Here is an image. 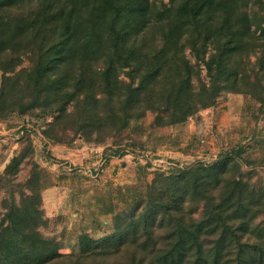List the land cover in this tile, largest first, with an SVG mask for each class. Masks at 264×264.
<instances>
[{
    "label": "trees",
    "instance_id": "trees-1",
    "mask_svg": "<svg viewBox=\"0 0 264 264\" xmlns=\"http://www.w3.org/2000/svg\"><path fill=\"white\" fill-rule=\"evenodd\" d=\"M262 10L263 0H0V115L38 106L57 113L60 124L77 125L69 110L81 99L88 118L79 124L89 133L103 127L121 132L141 109L159 126L174 124L176 117L195 115L204 96L214 102L222 89L238 93L250 85L243 60L264 47ZM23 58L30 66L19 78L14 69ZM258 62L262 71L264 61ZM233 162L224 157L176 176L158 175L149 185L151 218L141 216L130 228L140 225V231L81 238L82 246L99 248L100 255L131 244L133 255L144 252L150 264H221L231 255L234 264L262 263L264 250L243 240L255 231L245 203L255 199L246 182L226 180L219 202L210 203ZM186 199L204 202L198 221L185 218ZM37 216L26 206L5 215L0 264H51L61 257L36 232ZM157 219L160 227L167 222L164 244L148 251L138 235L147 242L154 235L147 224Z\"/></svg>",
    "mask_w": 264,
    "mask_h": 264
},
{
    "label": "rangeland",
    "instance_id": "rangeland-1",
    "mask_svg": "<svg viewBox=\"0 0 264 264\" xmlns=\"http://www.w3.org/2000/svg\"><path fill=\"white\" fill-rule=\"evenodd\" d=\"M151 1L157 5L168 2ZM259 13L264 17V10ZM257 50L243 60L248 87L238 93L222 89L214 102L204 96L203 107L195 115L176 117L171 125H157L154 114L141 109L135 110L121 132L103 127L100 132L89 133L79 124L80 117L88 118V104L81 99L69 110L75 113L73 118L79 125L60 124L57 113L38 106L0 115L1 225L6 226L2 221L13 206L20 211L25 206L37 209L36 232L61 254L51 264H150L144 252L133 255L131 244L117 252L97 255L99 248L96 252L87 250L81 238L99 241L116 230H128V236L136 234L142 226L134 231L130 228L139 223V218H151L149 185L158 175L176 176L188 168L206 167L228 157L235 166L234 162L228 165L210 203L219 202L226 180L246 182L255 199L253 203L245 200L250 204L246 205L249 214L254 215L255 231L243 240L264 250V68L259 71L258 62L259 58L264 61V47ZM29 66L23 58L14 69L15 75L21 78L19 72ZM122 79L129 81L123 75ZM2 80L0 71V88ZM201 81H208L204 71ZM142 111L143 115H136ZM190 201L186 199L184 204L185 218L198 221L204 202L195 205ZM30 215L36 217L32 211ZM165 225L167 222L160 227L159 219L147 224L145 227L154 235L146 242L139 234L138 242L147 243L148 251L162 246ZM233 257L221 264H234ZM260 264H264V258Z\"/></svg>",
    "mask_w": 264,
    "mask_h": 264
}]
</instances>
